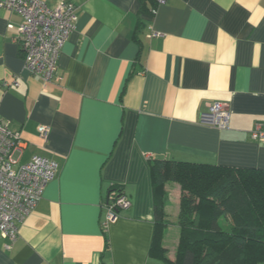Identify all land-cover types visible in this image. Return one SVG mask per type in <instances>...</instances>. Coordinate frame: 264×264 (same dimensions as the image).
Here are the masks:
<instances>
[{"label":"crops","instance_id":"crops-1","mask_svg":"<svg viewBox=\"0 0 264 264\" xmlns=\"http://www.w3.org/2000/svg\"><path fill=\"white\" fill-rule=\"evenodd\" d=\"M67 1L78 22L49 83L25 69L22 18L0 7V121L21 138L20 164H59L10 250L0 233V264H168L151 256V161L264 170L252 137L264 131V0ZM217 103L228 129L201 121ZM115 189L132 206L104 231ZM165 191L169 220L182 191Z\"/></svg>","mask_w":264,"mask_h":264},{"label":"trees","instance_id":"trees-1","mask_svg":"<svg viewBox=\"0 0 264 264\" xmlns=\"http://www.w3.org/2000/svg\"><path fill=\"white\" fill-rule=\"evenodd\" d=\"M156 229L151 256L168 264H264V170L166 159L151 161ZM182 191L175 259L163 246L165 185ZM121 191L111 190L107 203Z\"/></svg>","mask_w":264,"mask_h":264},{"label":"built area","instance_id":"built-area-1","mask_svg":"<svg viewBox=\"0 0 264 264\" xmlns=\"http://www.w3.org/2000/svg\"><path fill=\"white\" fill-rule=\"evenodd\" d=\"M156 1L159 5L167 2ZM0 7L16 12L22 18L18 41L24 52L25 69L42 82H51L65 43L76 29L78 16L74 4L62 0L52 8L43 0H6L0 2ZM5 84L20 85L17 79ZM229 120L230 113L221 103L214 104L209 112L201 116L203 124L220 130L229 128ZM38 132L47 140L50 128L40 126ZM252 137L264 140L260 124L256 125ZM22 148L19 134L0 121V233L8 240V250L18 238L19 225L30 216L47 185L59 172V164L44 156L37 155L28 163L20 164L17 156L22 153ZM131 206V200L122 193L107 203L102 230L106 231L119 218L120 211L128 210Z\"/></svg>","mask_w":264,"mask_h":264},{"label":"rangeland","instance_id":"rangeland-1","mask_svg":"<svg viewBox=\"0 0 264 264\" xmlns=\"http://www.w3.org/2000/svg\"><path fill=\"white\" fill-rule=\"evenodd\" d=\"M168 219L170 223L164 230V237L162 244L168 250V257L169 254L171 253V256L173 257V259H175L176 250L178 246V242H177L178 231L174 227V223L177 222V214L169 212ZM178 240H179V236H178Z\"/></svg>","mask_w":264,"mask_h":264}]
</instances>
